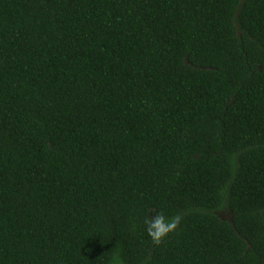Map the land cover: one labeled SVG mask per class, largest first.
I'll use <instances>...</instances> for the list:
<instances>
[{
	"label": "trees",
	"instance_id": "16d2710c",
	"mask_svg": "<svg viewBox=\"0 0 264 264\" xmlns=\"http://www.w3.org/2000/svg\"><path fill=\"white\" fill-rule=\"evenodd\" d=\"M0 264H264V0H0Z\"/></svg>",
	"mask_w": 264,
	"mask_h": 264
},
{
	"label": "rangeland",
	"instance_id": "374dc122",
	"mask_svg": "<svg viewBox=\"0 0 264 264\" xmlns=\"http://www.w3.org/2000/svg\"><path fill=\"white\" fill-rule=\"evenodd\" d=\"M218 216L221 217L222 219H229V215L227 214L218 213Z\"/></svg>",
	"mask_w": 264,
	"mask_h": 264
},
{
	"label": "clouds",
	"instance_id": "9594fccd",
	"mask_svg": "<svg viewBox=\"0 0 264 264\" xmlns=\"http://www.w3.org/2000/svg\"><path fill=\"white\" fill-rule=\"evenodd\" d=\"M160 235H161L160 232H156V233H155V236H156L157 238H158Z\"/></svg>",
	"mask_w": 264,
	"mask_h": 264
}]
</instances>
